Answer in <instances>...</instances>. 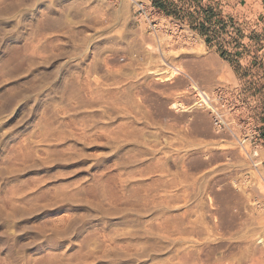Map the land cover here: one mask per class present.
I'll use <instances>...</instances> for the list:
<instances>
[{"label":"rangeland","instance_id":"obj_1","mask_svg":"<svg viewBox=\"0 0 264 264\" xmlns=\"http://www.w3.org/2000/svg\"><path fill=\"white\" fill-rule=\"evenodd\" d=\"M154 1L0 0V264H264V197L188 95L249 88L264 0Z\"/></svg>","mask_w":264,"mask_h":264},{"label":"built area","instance_id":"obj_2","mask_svg":"<svg viewBox=\"0 0 264 264\" xmlns=\"http://www.w3.org/2000/svg\"><path fill=\"white\" fill-rule=\"evenodd\" d=\"M136 5L138 15L154 29L158 23L154 18L156 9L152 2L148 1L149 8L141 1ZM188 95L195 108L207 113L213 131L235 145L246 164L244 178L247 181L243 180L251 182L259 195L264 197V192L259 189V185L264 188V136L261 125L254 119L253 108L244 102L243 90L225 84L209 89L191 86Z\"/></svg>","mask_w":264,"mask_h":264},{"label":"crops","instance_id":"obj_3","mask_svg":"<svg viewBox=\"0 0 264 264\" xmlns=\"http://www.w3.org/2000/svg\"><path fill=\"white\" fill-rule=\"evenodd\" d=\"M160 4L165 5V2L162 0H157ZM162 9V8H161ZM160 9V10H161ZM164 10V9H163ZM262 11L264 12V3H262ZM262 12V14H263ZM260 12L255 15H245L239 17L237 19H233V21H237V23L243 22L245 27L249 30H245L244 34L249 32L247 35H251L252 29L255 27H261V21H259ZM264 19V17H262ZM235 24V26L238 24ZM255 33V32H254ZM230 68L237 70L238 76H239V82H243L245 86H249V88H245L243 90L245 100L249 101L252 100L255 103L253 104L254 112L256 115V118L259 122V125H261L263 136H264V113L262 114L261 111H263L264 103L262 106V103H256L257 101L264 102V64H227Z\"/></svg>","mask_w":264,"mask_h":264},{"label":"bare ground","instance_id":"obj_4","mask_svg":"<svg viewBox=\"0 0 264 264\" xmlns=\"http://www.w3.org/2000/svg\"><path fill=\"white\" fill-rule=\"evenodd\" d=\"M164 53V52H163ZM158 57V56H157ZM158 59V58H157ZM171 65V64H170ZM175 66V65H174ZM170 66L169 67V69H165V68H162V69H160L158 72L160 73V74H162L163 75V77H166V78H172L173 76H175L178 72V68L175 66ZM180 71V70H179ZM195 87V86H194ZM180 104L181 103H178V101L177 102H173L172 103V107L173 108H176L177 109V107H179L180 106ZM196 106H194V104L192 105L191 104V107L190 108H193V109H197V108H195ZM199 110V109H198ZM202 111V110H201Z\"/></svg>","mask_w":264,"mask_h":264},{"label":"trees","instance_id":"obj_5","mask_svg":"<svg viewBox=\"0 0 264 264\" xmlns=\"http://www.w3.org/2000/svg\"><path fill=\"white\" fill-rule=\"evenodd\" d=\"M154 3H155L156 6L165 9V6H164L163 4H160L157 0L154 1ZM204 12H205V15H208V10H207V9L204 10ZM200 31H201V34H202V35H206V30H205V29H201ZM225 55H226V54H224V52L221 54V56H223V57H224Z\"/></svg>","mask_w":264,"mask_h":264}]
</instances>
